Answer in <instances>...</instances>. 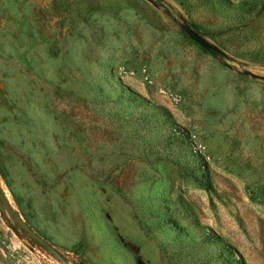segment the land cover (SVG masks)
Returning <instances> with one entry per match:
<instances>
[{"label": "rangeland", "instance_id": "374dc122", "mask_svg": "<svg viewBox=\"0 0 264 264\" xmlns=\"http://www.w3.org/2000/svg\"><path fill=\"white\" fill-rule=\"evenodd\" d=\"M0 188V264H264V0H0Z\"/></svg>", "mask_w": 264, "mask_h": 264}, {"label": "water", "instance_id": "95a60500", "mask_svg": "<svg viewBox=\"0 0 264 264\" xmlns=\"http://www.w3.org/2000/svg\"><path fill=\"white\" fill-rule=\"evenodd\" d=\"M184 32L192 38L195 42H197L204 49L212 52H216L219 54H225L217 45L210 42L206 39L201 33L196 31L188 24L182 25ZM0 210L3 214L8 217V213L12 216V219L16 224L20 226V228L26 231L35 241L40 243L41 245L46 246L49 250H51L55 255L60 257V253L56 250L51 244H49L43 237H41L19 214H17L14 209L10 206L4 194L0 188Z\"/></svg>", "mask_w": 264, "mask_h": 264}, {"label": "trees", "instance_id": "16d2710c", "mask_svg": "<svg viewBox=\"0 0 264 264\" xmlns=\"http://www.w3.org/2000/svg\"><path fill=\"white\" fill-rule=\"evenodd\" d=\"M208 51V50H207ZM209 52H211V53H213V54H217L216 52H212V51H209ZM4 215V217L6 218V220L8 221V223L10 224V225H13L9 220H8V218H7V216L5 215V214H3Z\"/></svg>", "mask_w": 264, "mask_h": 264}]
</instances>
